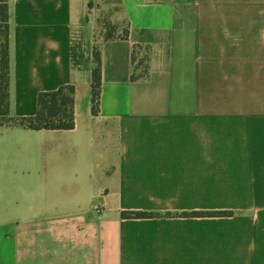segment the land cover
Wrapping results in <instances>:
<instances>
[{
    "label": "crops",
    "instance_id": "obj_1",
    "mask_svg": "<svg viewBox=\"0 0 264 264\" xmlns=\"http://www.w3.org/2000/svg\"><path fill=\"white\" fill-rule=\"evenodd\" d=\"M9 28L11 115L73 86L75 128H0V264H264V0H9Z\"/></svg>",
    "mask_w": 264,
    "mask_h": 264
},
{
    "label": "trees",
    "instance_id": "obj_2",
    "mask_svg": "<svg viewBox=\"0 0 264 264\" xmlns=\"http://www.w3.org/2000/svg\"><path fill=\"white\" fill-rule=\"evenodd\" d=\"M103 23L99 26L102 32L96 35L94 48V67L92 73V113L98 116L102 101V53L98 45L99 39L104 41L129 40L130 24L125 21L121 24ZM98 26V27H99ZM152 58L151 46H134L132 80H143L150 73ZM75 88L61 87L59 90L42 93L38 99V114L32 118H15L10 113V28H9V0H0V128H24L33 131H70L75 128ZM232 212L215 213H185L181 215L167 214L164 217H233ZM160 214L144 212H123V219H156Z\"/></svg>",
    "mask_w": 264,
    "mask_h": 264
},
{
    "label": "rangeland",
    "instance_id": "obj_3",
    "mask_svg": "<svg viewBox=\"0 0 264 264\" xmlns=\"http://www.w3.org/2000/svg\"><path fill=\"white\" fill-rule=\"evenodd\" d=\"M118 17H120V12L118 11H110V10H105L102 12V15L100 17V20L105 23L108 22L110 24H116L119 25L117 22ZM124 22L123 20H121L120 24H121V28H124ZM102 32V28L101 26L98 27V33Z\"/></svg>",
    "mask_w": 264,
    "mask_h": 264
}]
</instances>
